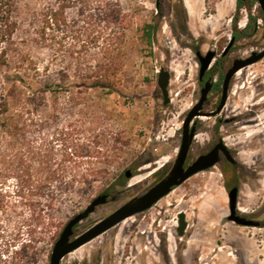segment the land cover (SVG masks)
<instances>
[{"label": "rangeland", "instance_id": "374dc122", "mask_svg": "<svg viewBox=\"0 0 264 264\" xmlns=\"http://www.w3.org/2000/svg\"><path fill=\"white\" fill-rule=\"evenodd\" d=\"M99 1L102 0L90 1L86 8L78 4L68 9L66 16L70 26L53 29L54 41L47 49L31 38L33 17L44 2L20 0L16 6L18 45L39 67H47L42 79L52 86L62 84L66 90L73 91V95L65 90L56 95L46 94L45 103L38 102L37 107L45 118L35 117L31 138L36 144L46 138L56 158H60V139L65 134L59 137V133L76 132L75 136L83 145L88 142V136L91 140L95 136L99 141L95 147L99 154L83 156L81 161L84 167L90 163L104 169L98 175L83 178L79 172L84 170H80L70 186L53 196L46 193L39 197L43 212L40 222L21 204L0 210V248L9 239L13 244L10 250L21 249L25 264H48V253L64 224L96 195L106 193L107 201L78 222L73 235L143 193L170 169L178 151L182 121L199 97V64L195 50L220 52L234 30L243 33L236 35L225 57L227 61L247 56L264 46V23L258 18L255 0H245L247 4L252 1L251 5L238 11L236 0H109L119 8V15L104 32L121 35L123 39L119 91L107 93L100 88L74 86L71 83L81 79L73 74L75 61L67 51L69 29L86 26L90 14L101 17L104 9ZM152 16H157L158 24L149 45L141 40L139 27L151 22ZM252 17H255L253 23ZM248 22L251 27L245 30ZM97 23L102 31L103 22L97 19ZM60 36H64L62 44L57 43ZM22 40L24 44L20 43ZM96 51L90 47L88 53L93 56ZM160 66L169 73V102L165 105L156 84ZM212 95L204 111L211 110ZM262 99L264 57L247 65L240 78L235 74L231 78L224 107L231 106L232 112L227 114L223 109L214 116L193 118L195 134L204 139L201 144L191 142L186 164L206 152L218 138L224 142L230 133L221 128L227 123L238 122L253 111L263 112L264 102L254 109L251 107ZM262 139L264 153V137ZM86 145L92 149L91 143ZM226 147L235 156L234 165L221 160L189 176L148 209L129 216L130 227L122 230L119 223L112 226L98 235L100 242L92 246L87 245V241L84 244L88 247L82 244L72 250L63 256L60 264H150L143 257L138 258L134 248L140 226L160 245L161 264H264V159L248 167L239 158L238 148ZM126 169L132 173L130 178L124 176ZM71 177L65 175V180ZM13 186V179L5 183V188ZM232 186L238 188L237 211L263 224L240 226L227 220V192ZM180 213L186 223L182 235L176 230ZM35 248L41 250L38 261Z\"/></svg>", "mask_w": 264, "mask_h": 264}, {"label": "trees", "instance_id": "16d2710c", "mask_svg": "<svg viewBox=\"0 0 264 264\" xmlns=\"http://www.w3.org/2000/svg\"><path fill=\"white\" fill-rule=\"evenodd\" d=\"M20 0H0V210L5 211L10 206L21 204L26 206L31 217L40 222L43 218L42 208L39 206V197L50 193L52 196L75 181V176L81 178L85 175H98L104 169L99 166H83V156H96L99 154L95 148L98 140L95 136L86 138L92 149L86 144L79 143L76 132H61L60 158H56L49 141L43 138L36 144L30 133L36 125L35 117L42 116L38 102L45 103L46 94L56 95L58 91L65 90L73 95L72 90L66 86L56 84L52 86L46 79V66L39 67L38 63L25 52L15 40L17 21L15 20L16 6ZM44 5L33 17L31 38L33 42L44 48H50L54 41L53 29H64L70 26L66 11L79 4L86 8L92 0H42ZM245 0H236V11L251 5ZM104 9L101 17L91 14L85 22L86 26L69 29V44L67 51L74 59L73 74L80 78L79 82H72L74 86L86 88H100L107 93L118 92V71L122 65V37L104 32L110 27L119 15L117 5L109 0L98 3ZM103 22L104 28L100 31L99 24ZM252 23L255 17L251 18ZM158 24L157 16L151 17V22L142 24L140 38L144 43L151 44L154 31ZM251 27L248 22L245 30ZM68 30V29H67ZM243 31H235L236 35ZM249 34V33H248ZM64 36H60L57 43L62 44ZM25 41V40H24ZM24 44L25 42H20ZM98 51L91 56L89 48ZM71 62L69 67H71ZM79 83V84H77ZM65 175L71 179L65 180ZM14 180L12 189L5 188V183ZM11 197L16 200L11 201ZM52 198L49 200L51 203ZM49 205V204H48ZM13 244L6 240L0 248V264H25L24 255L20 250H10ZM29 245V244H28ZM23 247L27 244H22ZM33 247V246H32ZM35 247V246H34ZM40 252L35 248V259H40ZM10 253V254H8ZM6 255L5 258L1 256ZM49 257V253H48Z\"/></svg>", "mask_w": 264, "mask_h": 264}, {"label": "water", "instance_id": "95a60500", "mask_svg": "<svg viewBox=\"0 0 264 264\" xmlns=\"http://www.w3.org/2000/svg\"><path fill=\"white\" fill-rule=\"evenodd\" d=\"M264 14V0H256ZM234 38L231 37L228 40V43L222 49V54H225L231 44L233 43ZM195 55L198 60V77L202 78L205 70L208 68L213 57L215 56L214 50H207L204 53L196 51ZM264 57V49L254 50L248 56L244 58H236L232 61L231 66L226 70L224 78L221 85V95L218 104L213 110L204 111L202 106L204 101L207 98V94L211 87V82L206 80L199 90V97L197 101L192 105V107L187 111L181 125V138L176 153L175 159L166 172V174L158 180L156 183L151 185L143 193L134 196L118 206L112 212L99 219L79 235L70 239L73 235V227L80 222L82 219L86 218L97 206L104 204L107 201L108 195L106 193H101L93 197L90 202L83 208L81 211L74 214L71 218L67 220L62 229L60 230L58 237L54 241L49 257L48 264H60L63 256L111 228L112 226L118 224L123 219L132 216L138 212H142L149 207H151L157 200L165 196L173 187L181 184L189 176L205 170L218 162V150H221L227 159H231L225 144L222 141L217 142L212 149L206 153L197 155L189 164L185 166V161L188 155V151L195 134V126L193 124V118L198 116H214L220 112L224 106L228 91H229V81L235 72L249 64H252L261 58ZM169 83V73L163 66L159 67V70L156 75V84L160 90L162 96V104L165 105L169 102L168 97V86ZM124 176L130 178L132 173L129 169L124 171ZM237 186H232L228 192V215L227 220L233 221L240 225L245 226H258L259 221L253 219H247L243 216H239L235 213L237 208ZM186 223L184 221V215L180 213L178 215V226L176 228L177 234L182 235Z\"/></svg>", "mask_w": 264, "mask_h": 264}, {"label": "flooded vegetation", "instance_id": "af4514ba", "mask_svg": "<svg viewBox=\"0 0 264 264\" xmlns=\"http://www.w3.org/2000/svg\"><path fill=\"white\" fill-rule=\"evenodd\" d=\"M255 2L257 4L256 7L258 10V18L261 20V23H264L263 11H262L259 3L256 0H255ZM186 7L188 8V10H190L188 5H186ZM257 28H258V26H257ZM231 37L234 38L233 43L231 44V46L229 47L228 51L225 54L221 53L222 49L225 46L221 49L220 52H216V50L212 49L215 51V56L213 57L208 68L205 70L202 78L199 79V77H198V83L200 84V87L203 85V83L206 80H209L211 82V87H210V90L207 94V98L203 103L202 110H204V106L208 102V100L210 99L212 94H213L212 95L213 96V102L210 106L211 110H213L215 108V106L218 104L219 99H220V95H221V85H222V81L224 78V74H225L226 70L231 66L232 61L236 58H239V57H234L231 61H227L225 59L227 53L229 52L230 48L232 47V45L234 44V42L236 40L235 30L232 31L229 39ZM261 49H264V46ZM196 51H199V50H195V52ZM244 57H246V56H244ZM244 57H241V58H244ZM245 67H243V68H241L235 72L236 78H240L243 75ZM230 81H231V79H230ZM230 81H229V84H230ZM217 86H219V89H216ZM263 102H264V99H262L258 102H255L254 104H252L251 107L254 109L257 105H259ZM223 109L225 111L224 113H227V114L233 111V108H231V106H227L226 108L223 106L221 111ZM235 111H236V108H235ZM257 113H259V114H257ZM200 117L202 118L203 116H200ZM229 119H230V117L227 118V120H229ZM221 131H223L225 133H230V135H228L224 138L223 143L225 144V147H226V145H230L231 147L238 148L239 158L248 167L252 166L253 164L256 165L258 159H260V158L264 159V153L262 151V149H263V139L262 138L264 137V111L263 112H260V111L254 112L253 111L252 113L246 115L245 118H243L242 120H240L238 122L227 123L226 126L221 128ZM203 139L204 138L202 136H200L198 134H194L192 141L201 144ZM219 141H222V139L218 138L217 140L212 142L211 146L208 148L207 151L212 149V147L215 144H217V142H219ZM226 149H227L229 155L231 156V159L230 160L227 159L225 157V155L223 154V152L221 150H218V156H219L218 162L223 160L228 165H234L235 164V156L232 154V152L230 151L229 148L226 147ZM206 152H204V153H206ZM189 163H187V164H189ZM187 164L185 161V166ZM235 213L237 215L243 216L247 219H253L252 217H246L243 214H240L237 211V208L235 209ZM231 222H233V221H231ZM233 223L237 224L235 222H233ZM261 224H263V222L259 221L258 226H260ZM119 225L122 228V230H125L127 227H130V225H131L130 218L127 217V218L123 219L121 222H119ZM237 225H240V224H237ZM240 226H245V225H240ZM79 234H77V235H79ZM77 235H72L70 237V239H73ZM100 239H101L100 236L97 235L96 237L89 240L86 244L93 246L96 243L100 242ZM147 239H150L147 230L145 229V227L140 226V231L137 234V237L135 239L136 247H134L136 250L138 258L143 257L145 259L144 261H148L150 264H161L163 252L160 250V245H157L151 239H150V241H147ZM143 243H145L146 246L142 247ZM86 244H84L83 247H85ZM154 257H156V259H157L156 261L154 260Z\"/></svg>", "mask_w": 264, "mask_h": 264}]
</instances>
